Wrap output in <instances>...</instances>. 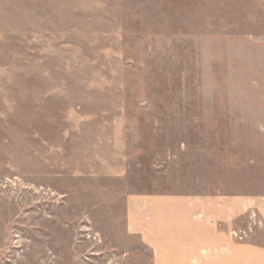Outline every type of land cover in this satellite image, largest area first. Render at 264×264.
I'll return each instance as SVG.
<instances>
[{"label":"rangeland","instance_id":"374dc122","mask_svg":"<svg viewBox=\"0 0 264 264\" xmlns=\"http://www.w3.org/2000/svg\"><path fill=\"white\" fill-rule=\"evenodd\" d=\"M221 196L264 264V0H0V264L202 263Z\"/></svg>","mask_w":264,"mask_h":264},{"label":"crops","instance_id":"0c3cea01","mask_svg":"<svg viewBox=\"0 0 264 264\" xmlns=\"http://www.w3.org/2000/svg\"><path fill=\"white\" fill-rule=\"evenodd\" d=\"M202 198L186 199L199 203V210L191 217V220L197 225L196 238L199 239L200 243L203 242L199 250L200 255L205 257L202 263L200 259L196 260V257H191L189 264H252L254 261H259L253 255L255 251L248 250L250 244L245 245L243 242L247 235L243 233L244 237H240L242 238L241 241L238 237L241 216L247 217L252 212L250 216L253 218L255 212L258 211L253 208L254 204L250 201L249 204L244 205L245 202H240L238 197H211L209 200ZM232 200H235V203ZM240 205L245 206L247 209H244V207L240 209L242 207ZM151 206H146L144 212ZM142 230L144 236L148 235L150 238L151 247L155 250L152 233L149 232L147 227H143ZM250 247L254 248L253 246ZM155 253L156 261L159 264V254L156 250ZM173 256L175 259L177 258L176 255ZM258 257L260 258V256Z\"/></svg>","mask_w":264,"mask_h":264}]
</instances>
